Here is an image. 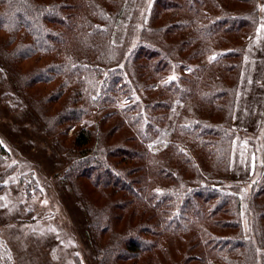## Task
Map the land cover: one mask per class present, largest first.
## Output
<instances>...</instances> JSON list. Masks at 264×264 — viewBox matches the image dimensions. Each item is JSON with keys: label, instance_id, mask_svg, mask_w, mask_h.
Listing matches in <instances>:
<instances>
[{"label": "trees", "instance_id": "16d2710c", "mask_svg": "<svg viewBox=\"0 0 264 264\" xmlns=\"http://www.w3.org/2000/svg\"><path fill=\"white\" fill-rule=\"evenodd\" d=\"M127 1L0 0V30L9 36L7 45L16 44L1 49L4 65L6 59L12 65L19 60L32 63L28 71L19 72L22 100L46 123L49 136L75 129L68 145L59 142L66 177L77 180L85 173L96 187L127 192L136 206L131 220L140 209L148 212V220L105 247L101 264L130 258L163 264L165 239L175 236L182 259L178 264L189 259L194 264L263 263L264 181L252 189L226 182L238 134L231 121L243 65L233 41L243 39V33L234 36L240 30L254 27L247 24L248 14H221L219 0H154L165 18L155 26L153 17L143 20L139 34L148 35L152 44L134 34L126 51L117 31ZM239 1L249 7L252 3ZM130 28L132 32L135 27ZM170 34L175 37L171 42L165 38ZM231 34L236 39L223 36ZM225 41L229 48L223 50ZM140 59L148 62L136 64ZM151 89L155 96L147 100ZM55 101L64 108L53 111ZM100 112L101 125L114 117L111 128L126 125L136 145L99 146L102 133L95 117ZM4 156L0 145V159ZM114 157L138 160L144 173L132 181L111 164ZM110 208L107 202L100 211L87 209L88 229L97 237L114 216ZM220 209L227 211L222 222L229 231L224 234L205 224V217Z\"/></svg>", "mask_w": 264, "mask_h": 264}, {"label": "rangeland", "instance_id": "374dc122", "mask_svg": "<svg viewBox=\"0 0 264 264\" xmlns=\"http://www.w3.org/2000/svg\"><path fill=\"white\" fill-rule=\"evenodd\" d=\"M34 1L40 3L46 0ZM64 1L73 3L75 0ZM170 1L182 3L185 0ZM219 1L224 6V11L220 10L221 14H248L247 24L254 26L240 30L242 32L237 35H223L236 39L239 33H243V39L230 43V47L233 43L238 48L242 60L237 57L236 61H242L243 65L236 87L235 110L231 121L232 128L238 134L233 142L231 171L226 182L242 184L252 189L264 181V148H261L262 137L260 138L264 136V0H252L250 7L249 3L241 4L239 0ZM137 3L138 9L135 8ZM153 3L154 0L127 1L126 14L117 31V41L126 43V51L131 45L128 42L134 39V34L144 42L152 44L148 41V35L139 34L143 20L151 16V23L155 26L165 18L162 12L160 13L163 16L159 18L161 9L159 4L156 8ZM72 17L71 20L75 21ZM136 19L140 20L137 22ZM130 25L135 27L132 32ZM63 31L67 32L65 29ZM7 38L9 36L0 30L1 54L3 47L6 46L9 50L13 48V43L7 45ZM165 38L171 42L175 37L170 34ZM227 45L225 41L220 46L226 50L229 48ZM6 61L14 71L8 69L4 65L3 57H0V145L6 151V156L0 159V264H101L105 247L133 225L148 220V212L143 214L140 209V213L131 220L132 210L136 206L131 204L132 198L127 192L96 187L91 177L85 173L77 180L66 177L67 166L58 148L61 141L69 144L75 132L74 127L68 128L64 136H49L45 131L46 123L22 100V91L18 86L22 78L19 72L28 71L32 67L31 61L19 60V63L13 65L8 59ZM147 62V59H140L136 64ZM187 72L186 70L185 73ZM23 89L26 91V88ZM154 89L146 90L149 92L147 100L154 98ZM63 108L60 101L52 103L53 111ZM103 114L104 112H100L95 117L102 133L99 146L136 145L131 141V132L126 125L111 128L116 122L114 117L101 125ZM251 138L255 142H250ZM124 150L131 155V151ZM110 162L126 171L127 177L134 182L144 173L138 160L132 157H114L110 158ZM202 166L207 169L206 162ZM261 200L264 201V194ZM107 202L111 203L110 211L114 216L97 237L91 228L88 229L87 209L90 206L100 211ZM248 211L250 215L252 206H249ZM213 213L215 214L212 217H205V224L214 233H227L229 230H226L227 226L222 222L227 211L220 209ZM152 222L156 220L152 219ZM249 225L252 227V224ZM190 235L191 233L187 234V237ZM178 239V236L165 239L166 252L161 254L163 264H178L182 260L175 248L180 242ZM258 241L261 243V238H256V242ZM185 246L186 244L183 249ZM142 261L143 259L130 258L119 260L116 264H143ZM262 262L260 264H264V259ZM194 263L189 259L184 264Z\"/></svg>", "mask_w": 264, "mask_h": 264}]
</instances>
